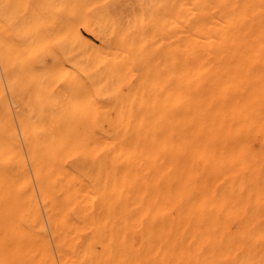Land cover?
Returning <instances> with one entry per match:
<instances>
[{
	"label": "bare ground",
	"instance_id": "1",
	"mask_svg": "<svg viewBox=\"0 0 264 264\" xmlns=\"http://www.w3.org/2000/svg\"><path fill=\"white\" fill-rule=\"evenodd\" d=\"M180 1L122 13L106 0H9L10 17L25 15L6 38L0 0V264L195 263L180 253L193 247L177 238L180 217L195 210L182 205L198 171L256 168L254 122L246 150L243 122L196 119L183 102Z\"/></svg>",
	"mask_w": 264,
	"mask_h": 264
},
{
	"label": "rangeland",
	"instance_id": "2",
	"mask_svg": "<svg viewBox=\"0 0 264 264\" xmlns=\"http://www.w3.org/2000/svg\"><path fill=\"white\" fill-rule=\"evenodd\" d=\"M106 2L112 8H119L122 13L129 4L137 12L149 11L155 4V0ZM180 2L183 4H180V37H183L180 39V67L183 82L190 78L183 86V93L187 96V99L183 97V102L193 106L196 119L243 122L246 126V150L250 144L248 124L254 122L251 140L256 163V168H212L197 172L196 199L192 203H184L182 213L188 204L195 210L188 220L181 215L182 228L177 236L179 240L193 244V247L180 253L188 252L190 257L193 255V264H264V0ZM244 2L247 4L242 5ZM234 4L240 8H237L231 20L227 19V7ZM20 11L10 17L9 0H4L6 38L18 27L12 19L24 17L25 10ZM230 26L234 30L231 48L225 39ZM84 30L81 28L84 38L100 45L93 34ZM147 46L149 48L146 47L140 68L150 77L147 64L152 46ZM9 74L5 65L4 94L10 103L16 104L17 97L7 82ZM62 84L60 82L56 86ZM203 172L210 178L212 187L209 200L200 198L204 185L200 174ZM188 222L193 226L192 232L184 231L183 225ZM151 252L157 253L149 250ZM160 253L166 257L172 256L167 248Z\"/></svg>",
	"mask_w": 264,
	"mask_h": 264
}]
</instances>
